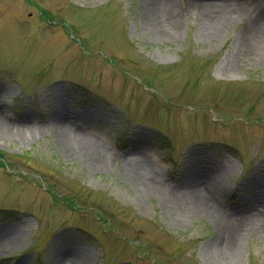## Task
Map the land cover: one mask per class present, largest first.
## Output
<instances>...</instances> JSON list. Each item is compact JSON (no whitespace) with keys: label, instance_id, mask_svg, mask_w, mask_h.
<instances>
[{"label":"rangeland","instance_id":"374dc122","mask_svg":"<svg viewBox=\"0 0 264 264\" xmlns=\"http://www.w3.org/2000/svg\"><path fill=\"white\" fill-rule=\"evenodd\" d=\"M168 2L176 28L152 21ZM254 17L264 0H0V264H264Z\"/></svg>","mask_w":264,"mask_h":264},{"label":"bare ground","instance_id":"6f19581e","mask_svg":"<svg viewBox=\"0 0 264 264\" xmlns=\"http://www.w3.org/2000/svg\"><path fill=\"white\" fill-rule=\"evenodd\" d=\"M167 6H165V10H164V13L159 9V7H163V6H157V7H154L153 11V17L152 18V21L154 22H158V23H163V22H166L168 24H171L174 28H176V23L178 22V18H176V16L178 15H171V13H169L171 10H172V4L170 2H168L166 4ZM255 19H258L257 17H254ZM163 20V21H162ZM217 20V23L216 24H221V23H226L228 21V18H227V15H221L218 16L216 18ZM212 21L215 23V21ZM151 21V22H152ZM211 22V23H212ZM148 24V22H147ZM250 29L247 31L248 34H249V31H250V34H252L251 36V40H252V44L255 46L257 45L256 43L258 42V39H261L264 37V21H260L259 19L256 20V21H253L250 25H249ZM252 31V32H251ZM254 42V43H253ZM11 126H14V125H5V129L7 132H10V131H14L15 128L14 127H11ZM17 127V126H16ZM56 127V126H55ZM20 128H23L20 127ZM26 128V127H24ZM54 133H57V134H60V136H62V138L64 139V141L66 142H70L71 144H76L78 146H82L83 144H85L84 142V137H81V136H78L77 133H71L69 132L68 130L66 131H63L64 128H61L59 129V127L57 126L56 128L53 129ZM16 132L18 130H15ZM62 131V132H61ZM87 139V138H86ZM86 145H88L91 149V151L95 148L94 147V144L90 141V140H86ZM88 147V148H89ZM96 149V148H95ZM89 150V149H88ZM131 169L133 171H135V175H136V172L139 174V173H143V174H146L147 177L149 178H153L155 181H157L155 178V173L153 171V169L151 168L150 170L143 164L141 163H137V161L135 160H129L128 161ZM153 171V172H152ZM158 183H160L161 185H158L156 184L158 187H164L168 194L170 193H176L174 192L173 190H171V187L168 186V184L166 183H162L163 181L161 180L160 182L157 181ZM198 193L199 192V189L198 190H193L191 193H189L188 197L190 198H187V201H189V203H192L194 205H197V204H200L201 201H204L206 202L204 199H201V197H198ZM171 195V194H170ZM170 197V196H169ZM171 197H174V196H171ZM248 215L245 217V219L247 220V222H252V223H258V224H263V226L260 228L262 231H264V214L261 213V212H251V211H247ZM227 218H229L228 220L231 222L230 225H228V229H229V243H230V247L232 248V246L235 244V240H237V236L240 234L239 232V225H237V223H235L236 219H237V216H233L232 215H229ZM249 223V224H250ZM241 231V230H240ZM7 243H9V237H6L5 238ZM2 240V239H1ZM0 240V243L4 242V241H1ZM11 242V241H10Z\"/></svg>","mask_w":264,"mask_h":264}]
</instances>
